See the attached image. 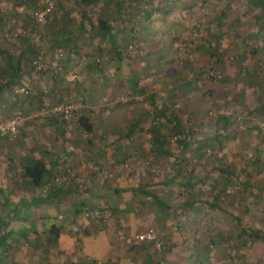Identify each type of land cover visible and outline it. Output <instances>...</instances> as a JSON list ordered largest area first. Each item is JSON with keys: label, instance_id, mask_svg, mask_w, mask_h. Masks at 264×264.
<instances>
[{"label": "rangeland", "instance_id": "374dc122", "mask_svg": "<svg viewBox=\"0 0 264 264\" xmlns=\"http://www.w3.org/2000/svg\"><path fill=\"white\" fill-rule=\"evenodd\" d=\"M49 1L55 2L53 12L39 23L35 13ZM259 13L247 0H96L89 5L82 0H0V79L10 70L9 53L24 54L25 62L38 55L46 64L39 71L25 69L21 80L5 88L0 120L16 109L24 117L47 118L40 108L58 100L51 92L56 56L68 61L69 75L75 67L84 68L79 78L68 80L71 88L59 100L74 103L81 109L77 115L87 113L93 124L87 132L73 122L78 139L72 147L90 159H83L86 173L73 178L76 189L68 193L87 204L64 228L63 248L35 247L29 241V260H83V236L89 233L85 222L94 219L107 238L106 250L120 254L106 257L113 263L141 264L151 253L160 264H264V241L242 244L233 215L264 231V33L255 19ZM99 17L122 25L128 51L120 61L108 38L96 34ZM50 27L71 39L70 45L57 46L62 56L54 48L55 36L51 42ZM26 44L32 47L23 53ZM97 58L103 59L102 70L86 67ZM135 66L142 71L136 82L126 76ZM159 79V100L177 108L184 127L194 131L187 151L175 141L170 123H158L162 119L154 117L144 92L157 88ZM22 86L29 93L21 94ZM219 114L230 119L225 128L217 125ZM133 122L139 124L130 133ZM152 126L165 134L167 144L153 141ZM174 177L171 185L161 183ZM141 184L143 191L135 189ZM85 186L90 197L83 195ZM150 227L158 230L165 250L122 238Z\"/></svg>", "mask_w": 264, "mask_h": 264}, {"label": "crops", "instance_id": "0c3cea01", "mask_svg": "<svg viewBox=\"0 0 264 264\" xmlns=\"http://www.w3.org/2000/svg\"><path fill=\"white\" fill-rule=\"evenodd\" d=\"M53 18L54 14L51 15V19ZM50 31L52 43H54L55 36L57 45H70L71 39L63 31L60 30V34L59 32L54 34V27ZM27 45L32 47V44ZM53 61L54 85L51 92L59 98L71 88L68 85V80L71 77L69 78V74L67 75L69 73L68 61L60 62L59 59L56 60V56ZM59 64H62L63 68L59 66L57 69ZM71 85L73 84L71 83ZM41 109L42 107L40 112ZM41 115L47 116V118H41L40 115L37 119L25 116L23 128L13 143L8 142L7 139H0V264H69L40 263L33 259H31L33 263H29L31 261L28 259V256L31 255L28 247L30 246L29 241L32 244L35 242L36 244H33L35 247L57 245L63 248L64 228H69L68 224L74 222L75 215L78 216L83 212H77V205L83 204L82 206L85 207L84 203L87 204L85 198L72 193V190L76 189L73 186L75 183L73 178L86 173L87 164L85 161L90 159L82 158L78 154L79 148L72 147V144L78 139L74 131L77 125L70 121L71 117L67 119L59 118L57 115L58 118H55L53 114L41 113ZM35 160H42L52 167L50 179L39 186L33 183L24 169L25 165L31 164ZM88 187L85 186L82 189L85 192L83 195L86 197L91 196L90 187ZM69 189L72 192L68 193ZM56 191H61V195L57 197L59 203L54 202V192ZM59 208L62 212L66 208L68 213L66 215L59 214ZM70 209L73 211L71 214ZM87 222L89 223L87 224ZM94 222V219L85 222L89 233L83 236L85 248L82 253L86 255L83 260L92 257L107 263L111 262L107 261V256L118 259L119 253L106 250L103 242L107 239L105 233L103 235L97 231V226L93 225ZM54 223H59L61 229V236L56 244L52 242L50 232ZM73 240L75 241V238ZM92 241L98 244L91 245ZM11 254L15 257L13 258ZM132 259L130 257L129 260ZM114 264L117 263L114 262Z\"/></svg>", "mask_w": 264, "mask_h": 264}, {"label": "trees", "instance_id": "16d2710c", "mask_svg": "<svg viewBox=\"0 0 264 264\" xmlns=\"http://www.w3.org/2000/svg\"><path fill=\"white\" fill-rule=\"evenodd\" d=\"M84 4H92L93 2H95L96 0H82ZM249 3L250 8H254V7H258L260 10V13L256 16V20L258 22H261V30L262 33H264V0H247ZM96 34L105 38H108V41L111 45V47L113 48L114 51V56L116 58H118V60L120 61V59H122V57H124V55H126L128 49L125 50L124 46L125 44H122V34H121V29H122V25L120 23H118L116 26L112 25L109 20L107 18H103V17H99L97 19V24H96ZM22 35V31L19 33H15L14 37L15 39H18L20 36ZM260 37V35H259ZM150 43H148L147 45H144L145 48L147 46H149ZM57 46L59 45H55L54 48H56L57 50V54L59 53V50L61 49L63 54H64V50L62 47L57 48ZM129 46L126 45V48H128ZM27 44L25 46H23L21 49L23 51V53H26V49H27ZM124 49V50H123ZM9 59L7 60L9 63V69L7 70L6 73L7 75H4L1 79H0V101L1 99H3V94H4V90L5 88H7L8 85H10L13 82H18L19 79H22V76L24 75V73H26V70L28 72H31L32 68L35 69L33 63L35 61V59L38 57V55L32 56L31 59L29 58L27 62H25L24 60V54H21V56L15 55L14 53H9L8 54ZM65 57V56H64ZM23 58V59H22ZM102 60L103 59H99L97 58V60H95L94 62H92L91 64H87L86 67L88 66L89 68L91 67V65L93 66H97V68H99V70H102L101 65H102ZM146 68L148 66L149 60L144 61ZM26 69V70H25ZM74 69H78V76L77 78L80 77V75L82 74V70L84 69L82 66H78L75 67ZM145 70V69H144ZM148 71V70H147ZM142 71L140 70V68L138 66H135L132 71L128 72L126 74V76L128 77V79L132 80V81H137V79H135L137 76L141 75ZM69 73H67L68 75ZM166 74V73H164ZM165 76V75H164ZM70 77V75H69ZM170 76H168L166 79H168ZM76 78V79H77ZM154 78H161V75H156L154 74ZM74 79V80H76ZM135 79V80H134ZM165 79V80H166ZM72 80V81H74ZM164 80V81H165ZM157 84L155 87L157 88H153L152 90H150L149 88H143L142 86H140L139 88L144 89V92L146 94L149 95V99H151V106L152 108H154V111L156 112V114L154 115V117L157 116V118H160L162 120H159V124L162 123L161 121L170 123L171 126L175 129L173 132L175 133V141L178 143L179 147H181L182 151H187L191 145L194 143V131L193 129H186L184 127L183 121L180 119V116L178 114V109L173 107V106H169L168 103L164 102L163 100H159L160 99V92H159V86L161 82V79L155 81ZM135 84V83H134ZM161 87V86H160ZM95 87H93L94 89ZM86 96L82 97L81 99L84 101V98ZM161 103H160V102ZM63 100H56L54 101V104L57 103H62ZM78 109V107L76 106L75 108V113H76V117H74L75 121L72 120V118L70 119V121L75 122L79 125L82 126V128L87 131V132H91L93 130V124L89 119V115L87 113H81V115H77L78 112H80ZM79 114V113H78ZM55 118H58L57 116H60V118H67L69 119L68 116L65 115H55L53 114ZM153 117V118H154ZM230 119L224 115V114H219L216 117V122L218 126H222L223 128H225L228 124H229ZM152 123L158 124L157 122H155V120H152ZM139 122H133L132 124H130V129L129 132H133L136 130L137 126H138ZM152 133H153V141L154 142H160L161 144H167V140L165 138V134L161 133L160 130L158 128H156V130L154 131V126H152ZM172 128V129H173ZM177 135V136H176ZM173 155H177V153L175 154V152L173 153ZM25 173L28 177H30L33 181V183L37 186L39 185H43L48 179H50L51 175H52V167L49 166L48 164H46L44 161L42 160H35L34 162H32L31 164H27L25 165ZM176 178H172L171 180H162V184L165 185H171L173 183H175ZM182 183V182H181ZM180 185H185L181 184ZM143 187L144 185L141 184L138 186L139 191H143ZM134 189V188H133ZM61 191H56L54 192V202L57 201V197H59L58 195L60 194ZM63 197V195L61 196V198ZM158 198V197H157ZM159 199V198H158ZM160 201V200H159ZM207 202L209 204H211L210 200H207ZM57 203H59L57 201ZM84 203V202H83ZM81 205H77V212L80 213L83 211L84 207ZM236 219H237V224L239 227V232H238V237L241 241L242 244H246L249 243L251 241H264V231L263 230H256L254 228H250L247 227L246 224L243 223L242 217L240 214H233ZM1 225V222H0ZM51 232V239L52 242L54 244H56L61 236V229H60V224L58 223H54L51 226L50 229ZM141 243H145V242H141ZM148 243H152L154 245L153 242H148ZM142 246L146 247L147 244H142ZM155 251V250H154ZM151 254V253H150ZM155 255H148V257L141 263V264H160L159 260L154 259ZM69 264H114L113 262H104L101 261L97 258H86L85 260H82L81 262H75V263H69Z\"/></svg>", "mask_w": 264, "mask_h": 264}, {"label": "built area", "instance_id": "2783aa9c", "mask_svg": "<svg viewBox=\"0 0 264 264\" xmlns=\"http://www.w3.org/2000/svg\"><path fill=\"white\" fill-rule=\"evenodd\" d=\"M55 7V2L49 1L41 10H38L35 13V18L39 23H45L48 20V16L53 12ZM62 56L63 52L60 49L59 53ZM37 71L46 69V64L41 57H37L33 63ZM71 79L74 80L78 76V69H73L71 71ZM20 93L27 94L29 93V88L27 86H22L19 89ZM75 104L72 102H62V103H50L46 102L42 106V114H55V115H65L68 117H76L75 113ZM24 114L20 109H16L12 114L6 119L0 120V139L14 140L21 132V129L24 125ZM127 243L135 242H153L158 250H165L167 247L162 243L158 230L150 227L144 231L138 232L132 236H123Z\"/></svg>", "mask_w": 264, "mask_h": 264}]
</instances>
